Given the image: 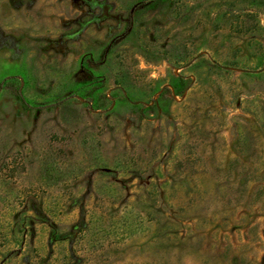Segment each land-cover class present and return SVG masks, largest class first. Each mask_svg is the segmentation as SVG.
Returning a JSON list of instances; mask_svg holds the SVG:
<instances>
[{"label":"rangeland","instance_id":"obj_1","mask_svg":"<svg viewBox=\"0 0 264 264\" xmlns=\"http://www.w3.org/2000/svg\"><path fill=\"white\" fill-rule=\"evenodd\" d=\"M0 264H264V0H0Z\"/></svg>","mask_w":264,"mask_h":264},{"label":"trees","instance_id":"obj_2","mask_svg":"<svg viewBox=\"0 0 264 264\" xmlns=\"http://www.w3.org/2000/svg\"><path fill=\"white\" fill-rule=\"evenodd\" d=\"M56 235V234H55ZM70 234H67V236L66 237H68ZM59 239H61V236L60 235H56V236H54V238L52 239V241H54V242H57V241H59Z\"/></svg>","mask_w":264,"mask_h":264}]
</instances>
